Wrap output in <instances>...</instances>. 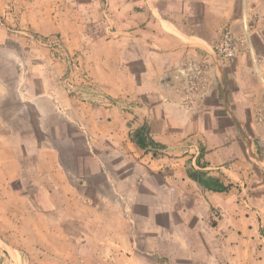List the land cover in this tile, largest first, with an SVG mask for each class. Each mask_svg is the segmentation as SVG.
<instances>
[{
    "label": "crops",
    "instance_id": "crops-1",
    "mask_svg": "<svg viewBox=\"0 0 264 264\" xmlns=\"http://www.w3.org/2000/svg\"><path fill=\"white\" fill-rule=\"evenodd\" d=\"M0 16L60 39L88 75L67 95L63 63L0 23L3 194H25L51 231L70 225L90 237L112 213L105 192L135 194L142 177L145 194H173L189 213L202 198L217 211L208 243L221 249L203 264H264V161L254 159L259 132L248 124L264 115V0H0ZM245 29L251 52L217 62L222 32ZM190 60L202 67V92L188 89ZM141 125L163 145L155 155L131 141ZM193 169L227 191L201 186L187 176ZM248 181L263 185L250 194L256 208H237L235 185Z\"/></svg>",
    "mask_w": 264,
    "mask_h": 264
},
{
    "label": "rangeland",
    "instance_id": "rangeland-1",
    "mask_svg": "<svg viewBox=\"0 0 264 264\" xmlns=\"http://www.w3.org/2000/svg\"><path fill=\"white\" fill-rule=\"evenodd\" d=\"M248 124L259 132L254 138V159L264 161V115L256 114ZM143 180L137 177L136 193L119 195V200L118 194L105 192L112 213L101 217L95 226L90 225L89 229L94 227L88 232L90 237H80L81 230H73L70 225L56 232L49 230L48 222L37 217L30 198L25 194H3L0 182V251L6 257L2 264H191L193 256L198 264H203L213 255L212 250L221 249L208 243L214 239L220 216L205 200L201 198L199 208L189 213L186 208L179 209L186 207V201L175 203L173 194H168L167 199H161L159 194H145ZM153 187L158 189L159 184ZM262 188L255 181L235 185L234 194H244L249 202L240 204L236 195L232 204L237 208H256L250 194H260ZM76 234V239L70 237ZM10 249L17 252V261L10 257Z\"/></svg>",
    "mask_w": 264,
    "mask_h": 264
},
{
    "label": "built area",
    "instance_id": "built-area-1",
    "mask_svg": "<svg viewBox=\"0 0 264 264\" xmlns=\"http://www.w3.org/2000/svg\"><path fill=\"white\" fill-rule=\"evenodd\" d=\"M0 23L10 32L22 35L42 47L48 49L52 59L63 63L64 71L59 81L67 95H75L79 88L88 80L87 73L83 70L81 57L69 52L57 37L48 38L31 33L26 29L18 28L16 24L6 23L0 16ZM251 41L249 32L245 29L241 35H235L229 30H224L217 44L214 46V54L217 62L232 63L243 53L251 52ZM186 78L188 79V89L190 93L202 92L203 77L202 67L194 60H190L186 65ZM243 202L246 203L245 197Z\"/></svg>",
    "mask_w": 264,
    "mask_h": 264
},
{
    "label": "trees",
    "instance_id": "trees-1",
    "mask_svg": "<svg viewBox=\"0 0 264 264\" xmlns=\"http://www.w3.org/2000/svg\"><path fill=\"white\" fill-rule=\"evenodd\" d=\"M131 141L144 151H151L153 155H155L156 149L163 148V145L156 143L149 137L148 130L145 125H141L133 132ZM202 149L203 147L201 148L200 154L202 153ZM187 176L197 181L201 186L214 192L227 191L229 186H220L217 183H207V181L204 179L207 176V171L201 169L187 170ZM4 260H6V257L4 256L3 252L0 251V264H2Z\"/></svg>",
    "mask_w": 264,
    "mask_h": 264
}]
</instances>
